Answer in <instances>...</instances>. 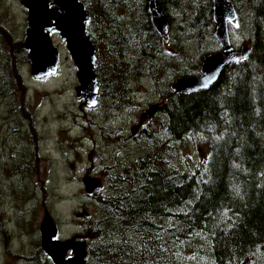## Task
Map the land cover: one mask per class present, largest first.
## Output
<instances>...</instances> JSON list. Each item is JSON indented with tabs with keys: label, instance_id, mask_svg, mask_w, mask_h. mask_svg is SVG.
Returning <instances> with one entry per match:
<instances>
[{
	"label": "trees",
	"instance_id": "1",
	"mask_svg": "<svg viewBox=\"0 0 264 264\" xmlns=\"http://www.w3.org/2000/svg\"><path fill=\"white\" fill-rule=\"evenodd\" d=\"M82 1L91 14L88 34L100 53L101 94L95 110L85 105L82 109L83 101L77 99L69 127L82 116L87 123L81 126L83 133L76 135L82 134L95 146L79 152L82 147L75 145L82 138L66 126L60 127L57 138L67 160L77 161L79 154L86 153L85 173L96 168L103 181L102 191L96 198L87 196L79 210L89 214L79 223L87 231L84 238L91 239L93 263L264 264V0H233L239 12L238 30L250 53L227 67L209 90L191 95H177L171 86L166 93L161 88L173 54L152 26L148 0ZM159 1L175 32L169 43L176 47L188 33V40L197 46L198 58L192 60L199 61L196 67H186L199 71L204 59L218 48L213 0ZM0 36L12 41L23 38L5 25L0 27ZM182 51L180 47L178 52ZM180 55L183 62L191 58ZM13 58L16 64L8 66L9 79L19 63L30 62L21 46ZM145 80L151 87L142 91ZM14 85L16 90L24 87L20 74ZM7 89L14 100V89ZM148 95H154L155 101L163 96L164 103L134 136L131 125L154 103ZM21 104L26 107L22 97ZM2 118L0 132L23 140L11 158L37 163L38 145L44 137L38 136L36 122L29 128L16 125L8 112ZM101 139L108 145H98ZM3 153L0 141V163L6 176L10 160ZM74 173L68 182H79L82 166ZM52 177L42 188L38 184L37 216L31 203L14 198L6 184L4 189L17 208L8 219L0 215V225L20 242L26 257L40 260L38 264L48 261L41 249L39 227L44 210L55 208L51 195L60 183ZM60 199L59 194L57 203ZM9 223L14 228L3 226Z\"/></svg>",
	"mask_w": 264,
	"mask_h": 264
},
{
	"label": "water",
	"instance_id": "2",
	"mask_svg": "<svg viewBox=\"0 0 264 264\" xmlns=\"http://www.w3.org/2000/svg\"><path fill=\"white\" fill-rule=\"evenodd\" d=\"M21 4L28 14V29L24 48L29 51L33 77L36 79L43 78L50 71L57 74L63 53L55 37L52 36L55 33L57 38L61 39L60 44L65 50L64 53L75 67V78L78 83L76 88L77 99L83 100L84 105L90 108L96 107L101 94V82L98 75L100 53L87 32V24L91 20V14L85 9L83 1L22 0ZM213 4L216 25L215 39L222 51L209 57H218L216 63L206 66L205 63L209 59L205 60L200 73L190 71L192 77L177 79L171 86V90L177 95H191L209 90L211 86L218 82L227 67L246 59L250 53L248 45L242 47L241 50H235L230 41L229 26L238 18V12L233 1L213 0ZM148 11L153 28L163 40L168 41L169 24L166 11L161 2L159 0H148ZM163 103H155L141 114L140 128L144 125L143 123L151 120L160 112ZM86 180H89V182L87 183ZM99 183L90 178L85 179L84 184L87 187V193L93 195L94 190L100 188L101 184ZM41 234L43 248L53 262L55 264H65V254L69 251L74 253V248L71 247L72 244L69 242H57L60 245V253L55 248L50 240L56 236L57 228L49 214L42 223ZM76 247L79 248V246ZM54 250H57V253ZM78 253L79 259H76V262H70V264H85L84 258L87 257V246L81 244ZM242 264L249 263L244 262Z\"/></svg>",
	"mask_w": 264,
	"mask_h": 264
},
{
	"label": "rangeland",
	"instance_id": "3",
	"mask_svg": "<svg viewBox=\"0 0 264 264\" xmlns=\"http://www.w3.org/2000/svg\"><path fill=\"white\" fill-rule=\"evenodd\" d=\"M0 17L2 18V22L5 26H7L9 29H13L15 31L16 36H23L25 30L27 28V11L22 6L21 0H0ZM236 22L235 24H237ZM240 27V23L238 25ZM176 31L175 29H173ZM237 37L235 38V42L237 44H244L245 39L241 35L240 31L238 29L235 30ZM170 34H174L169 32ZM175 37V35H173ZM190 35L187 33L185 38H179L180 44L175 47V44H169L167 45V49H172L170 51L173 60V64L169 63L168 70H164V82L161 83V88L163 89V92L166 93L165 89L171 85H173L177 79L181 78L182 75H185L187 72V67H196L198 65L197 60H192V58H198V55L195 54L197 46L192 42L188 40ZM58 44H60L61 39L55 37ZM247 44V43H245ZM12 48L11 44H9ZM61 52L64 53L65 50L59 45ZM182 47L183 51L182 53L184 55L190 56V59H186L185 62L179 60L176 56H178V49ZM213 47H216L214 45ZM181 53V54H182ZM13 55V54H12ZM64 55V54H63ZM61 59L64 61V68L61 70V72L58 75H54V77L50 80H47L43 85H35L30 87V94L32 96H38L37 97V104H41L42 96H43V104L44 107L42 109V115L47 116V122L46 123H40L39 124V131L44 132L45 136L43 141H41L38 145V149L40 152L39 159L37 161L38 163V176L36 179L43 181L45 179H50L51 176H53V180L57 179L55 177H58L57 181L60 183V186H55L54 188V194L51 195L52 200L54 201L53 204L55 208L58 210V213L62 216H59V219L61 221H64L65 225H68V222H71V224H76L79 222V219L74 216V213L76 211L81 210L84 208V204L88 201L87 194L85 193H79L77 196H74L73 198H68L67 192L71 190L72 186L71 183L68 182V179L71 180L72 176H74V171L77 167H81L84 169L85 166L89 165L87 154L84 153V155H78V160H74L73 157L67 160V157L63 154V151L61 149L59 139L57 138L59 136L58 132L60 130V127H69L70 126V120L71 117H69L68 112L71 110H75L78 107V101L76 98V88L78 86L77 80L75 78V74L73 71V64L68 60L66 56H62ZM142 91H145L146 88H150L151 84L149 80H145L142 82ZM47 95V96H45ZM149 100L154 101V95H148ZM148 103L149 101H144ZM164 102V97L161 96L159 101L157 103ZM84 104L82 105L83 109ZM149 108V106H148ZM147 108V109H148ZM146 109V110H147ZM129 115H127L126 118H128ZM140 121H138L137 124L131 125V131H133L134 136H137V133L139 132V128L141 124L139 125ZM144 124V123H143ZM76 129V127L72 126ZM134 127H136L134 129ZM72 128V133L75 135L78 130L74 131ZM70 130V129H69ZM97 140V139H96ZM68 143H65L64 146H68ZM88 145L91 143L86 142ZM87 144H84V141L81 140V142L77 143L75 145L76 147L81 146L83 149L78 148L79 152H83L84 150L92 149L91 147L87 146ZM98 144L107 146L108 144L101 139ZM63 148V150H66V148ZM79 161V163H78ZM86 167L85 169H87ZM56 171V174L55 172ZM80 171V170H79ZM58 172V175H57ZM94 172H90L88 174ZM5 172L2 166V163H0V196L4 192L5 189ZM82 177V176H81ZM100 178V177H99ZM55 183V182H54ZM76 189H80V186H77ZM83 192V191H81ZM40 193V190L38 189V194ZM61 195V199L65 198V201L67 203V206L71 209V215L68 216V207L64 206L65 210L62 211L63 205H60L57 203L56 199ZM60 199V200H61ZM58 200V202H60ZM3 211L0 210V214ZM70 224V225H71ZM9 228H14V225L10 224ZM72 229L70 227H64L63 232L65 234H68ZM7 234L6 236L4 234ZM14 252L17 254L16 257H14L15 262L17 264H29L25 261L24 258H21L23 256H27L26 253L23 251V248L18 240H13L9 233L0 225V264H13L11 261H9V257H7V254Z\"/></svg>",
	"mask_w": 264,
	"mask_h": 264
},
{
	"label": "flooded vegetation",
	"instance_id": "4",
	"mask_svg": "<svg viewBox=\"0 0 264 264\" xmlns=\"http://www.w3.org/2000/svg\"><path fill=\"white\" fill-rule=\"evenodd\" d=\"M0 22H1L0 27L4 26L1 17H0ZM25 34L26 33H24V35ZM0 40L6 43V44L0 43V123L5 121V119L2 118V114L8 112L9 117L14 119L16 125L18 126L25 125L31 128L35 121L37 127H39L40 123L47 121V116L42 115V109L44 107L43 96H42L41 104L40 105L37 104L38 96L37 95L32 96L30 94V87L35 85H43L47 80L53 78V74L49 72L45 77L36 79L32 75L31 61L29 63L24 61L22 64L19 63L20 66L17 68L14 77L9 79L11 77V72L8 69V66L11 65L13 62L15 63L13 57L16 55V47L21 46L25 51H27L24 48L25 37L23 38L15 37L12 41V39H10L9 37L0 36ZM9 44H11L12 48L10 47ZM28 59H29V52H28ZM17 74L21 75V79L24 85V87L20 88L19 90H16L14 85L15 76ZM1 80H3V82H1ZM6 80L8 81L6 82ZM1 86L3 90H1ZM7 86H11L14 89L12 91L14 100L11 99V96L7 95L8 93ZM21 97L23 98L26 107L22 108ZM159 99L157 101H159ZM17 109H21V110L18 111ZM38 136L40 138L44 137V132H40ZM0 141L2 143L4 150L3 153L4 159L10 160L6 163L5 166L6 187L11 192L14 198L31 203L33 205L35 216H37L39 214V204L37 202L38 184L41 182L42 183L41 188H42L45 182L48 181L47 179L43 181L36 179L38 176V164L36 163V161H34V159H32L29 163H20L17 157L11 158L13 154V150L16 149L18 145H20L23 141L21 137L10 134L9 132H0ZM50 190H51L50 186H47V192ZM60 205H63V209L61 210L64 211L65 210L64 206H67V203L66 201H64L63 198L60 200ZM16 208L17 206L12 201L11 195H7L4 190V192L0 196V210L3 211L0 215L4 219H8L9 214L12 213ZM47 212H50L49 209L44 210L43 216L41 218V223L43 221L44 215ZM96 212L100 213L98 210H93L94 214H96ZM50 213L55 217L56 224L58 226V234L56 237V240L58 242H69L70 244L79 247L81 244H85L86 246H88L87 241H91V239L89 240L86 239L87 241H85L84 236L87 231L85 230L84 225L80 224L79 222L76 224L75 223L71 224V222L69 221H67L68 225L67 224L65 225L64 224L65 222L59 219V216L62 215H60L58 213V210L55 208H53ZM70 215H71V209L68 207V216ZM74 216L77 217L79 221H83L85 218H87V216H89V214L86 213V211H76L74 213ZM41 223H40V227H41ZM9 225L10 223L5 224L3 226L9 227ZM67 226L70 227L72 230L68 234H65L63 232V228ZM40 227H39V233L42 244L43 238ZM41 249L43 250V245H41ZM47 258H48L47 264H53L48 256ZM25 260L27 262L30 261L32 263L37 262L35 264H38L40 262V260L37 259L36 257L34 260L35 262L31 261L32 259L29 257L26 258ZM85 264H93L88 256L85 259Z\"/></svg>",
	"mask_w": 264,
	"mask_h": 264
},
{
	"label": "bare ground",
	"instance_id": "5",
	"mask_svg": "<svg viewBox=\"0 0 264 264\" xmlns=\"http://www.w3.org/2000/svg\"><path fill=\"white\" fill-rule=\"evenodd\" d=\"M213 55H215V54H212V56ZM209 59V60H208ZM204 60H208L206 63H205V65L207 66H210V65H212V64H214V62L216 63V61L218 60V57H212V58H209V56L207 57V58H205ZM186 82V81H185ZM191 82V81H190ZM187 83V82H186ZM182 84V83H181ZM87 179V178H86ZM87 181V183L89 182V180H86ZM53 245L55 246V248L58 250V252L60 253V245H59V243H57V242H53ZM52 245V246H53ZM51 246V247H52ZM53 246V247H54ZM50 247V246H49ZM71 247H73L74 248V255H75V257L73 258V259H71V260H69V261H67L65 264H70V262H72V261H75L76 262V259H79L78 257H79V248L78 247H76L75 245H71ZM78 249V250H77ZM56 250V251H57ZM55 251V250H54ZM55 251V252H56ZM51 252V251H50ZM57 253V252H56ZM60 256V255H59ZM54 257H55V255H54Z\"/></svg>",
	"mask_w": 264,
	"mask_h": 264
}]
</instances>
